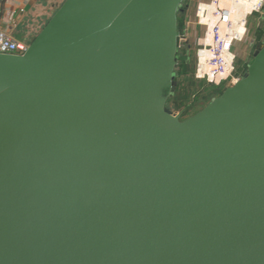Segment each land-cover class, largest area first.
Segmentation results:
<instances>
[{"label": "water", "instance_id": "obj_1", "mask_svg": "<svg viewBox=\"0 0 264 264\" xmlns=\"http://www.w3.org/2000/svg\"><path fill=\"white\" fill-rule=\"evenodd\" d=\"M182 1L64 0L0 54V264H264V43L180 119Z\"/></svg>", "mask_w": 264, "mask_h": 264}, {"label": "built area", "instance_id": "obj_2", "mask_svg": "<svg viewBox=\"0 0 264 264\" xmlns=\"http://www.w3.org/2000/svg\"><path fill=\"white\" fill-rule=\"evenodd\" d=\"M263 4L264 0H258L244 17H236L239 0L196 2L192 20L184 22L185 26L179 34V45L182 47L191 38L189 28L194 27L192 77L195 81L222 89L232 86L243 76L247 64L239 63L237 45L246 38L247 17L261 12ZM27 47V42L13 38L0 28V54L22 55ZM171 111L179 118L183 115L177 109L172 108Z\"/></svg>", "mask_w": 264, "mask_h": 264}, {"label": "crops", "instance_id": "obj_3", "mask_svg": "<svg viewBox=\"0 0 264 264\" xmlns=\"http://www.w3.org/2000/svg\"><path fill=\"white\" fill-rule=\"evenodd\" d=\"M57 3V0H0V28L13 38L30 43L57 10ZM192 18L184 22L191 21ZM189 34L192 38L193 26L189 28ZM260 40L264 43L262 37Z\"/></svg>", "mask_w": 264, "mask_h": 264}, {"label": "rangeland", "instance_id": "obj_4", "mask_svg": "<svg viewBox=\"0 0 264 264\" xmlns=\"http://www.w3.org/2000/svg\"><path fill=\"white\" fill-rule=\"evenodd\" d=\"M58 1V6H60L62 4V2L64 0H57ZM198 0H184L183 3H181L180 5V10L178 11V16L182 15V11L181 9L185 8V3L188 2V12L187 15L182 16V26L181 29H183V24L184 21L186 19L192 18L193 12H194V8H195V4ZM247 35L245 40L237 45V49L238 53H239V57L242 56V58L247 57L248 54H250L251 52V45L249 44L250 41L252 42V46L257 42L260 41L261 42V37H262V41H264V4H263V8L261 10V12H257V13H253L251 15H249L247 17ZM198 34H200V31L198 32ZM254 41V44H253ZM29 44V43H28ZM235 49V47H234ZM180 50V49H179ZM194 56V54H193ZM252 62V58L249 60V64ZM240 63V61H239ZM193 66H192V71L194 69V57H193ZM249 64L247 65V67L249 66ZM174 73H175V80L177 81V85L175 90L177 91L178 95H180V101H184L185 105H188L189 103H191L193 101V95L194 92L196 90L199 89H205V90H211L210 86H207L204 83H199L194 81V79L192 78V75H184L179 71V67H175L174 69ZM190 82H195V85L197 88H194V90L191 89L190 87ZM225 88H222L221 90L223 91ZM173 100V99H171ZM175 100H178L177 98ZM179 101V100H178ZM206 100H202V99H198L197 102H195L194 107L189 110L186 111V115L182 116L180 119H184L185 117H188L193 110L197 111L201 108H203L205 106ZM168 104H171V101L168 102Z\"/></svg>", "mask_w": 264, "mask_h": 264}, {"label": "trees", "instance_id": "obj_5", "mask_svg": "<svg viewBox=\"0 0 264 264\" xmlns=\"http://www.w3.org/2000/svg\"><path fill=\"white\" fill-rule=\"evenodd\" d=\"M183 3V2H182ZM179 10H180V7H179ZM178 10V11H179ZM181 11H182V9H181ZM178 13V12H177ZM181 26H182V15L181 16H178V14H177V27H178V29H180L181 28ZM182 30V29H181ZM174 75H175V73H174ZM193 78V77H192ZM195 81V80H194ZM196 82H198V81H196ZM199 83H204L205 84V82H199ZM190 87H191V89L192 90H194V88H197L196 87V85H195V82L193 83V82H190ZM207 86H209V85H207ZM211 87H213V86H210V88ZM221 92H222V90H220V91H218V92H215V90H213V89H211V90H205V89H199V90H196L195 92H194V97H193V101L191 102V103H189L188 105H185L184 104V101H180V95H178V93H177V91L175 90L172 94H170V96H169V98L167 99V102H166V107L167 108H169V109H172V108H174V109H177V110H179V111H181L182 112V116H184V115H186V111H189V110H191L193 107H194V105H195V102H197V100L200 98V99H202V100H206V103H205V105L206 104H208L214 97H216V96H218L219 94H221ZM178 99V100H175V99ZM171 99H173V100H171ZM169 101H171V104L169 105L168 104V102ZM202 109V108H201ZM201 109H199V110H201ZM199 110H197V111H199ZM196 110L194 111H192L190 114H188L189 116L190 115H193L194 113H196L197 112Z\"/></svg>", "mask_w": 264, "mask_h": 264}, {"label": "flooded vegetation", "instance_id": "obj_6", "mask_svg": "<svg viewBox=\"0 0 264 264\" xmlns=\"http://www.w3.org/2000/svg\"><path fill=\"white\" fill-rule=\"evenodd\" d=\"M184 2V0L182 1ZM188 10V2L185 3V8L182 9V16L187 15L186 12ZM178 29V27H177ZM179 33L181 31V28L178 29ZM262 43V42H261ZM261 43L256 42L253 46L252 44L251 47V53L247 55V57L242 58L239 57V61L249 64V60L252 58L253 52L260 46ZM187 46L186 49H178L176 53V65L175 67H179V71L184 74V75H192V66H193V54H194V42L193 38H189L185 44ZM211 89L215 90V92H218L221 90V88H216V87H211Z\"/></svg>", "mask_w": 264, "mask_h": 264}, {"label": "bare ground", "instance_id": "obj_7", "mask_svg": "<svg viewBox=\"0 0 264 264\" xmlns=\"http://www.w3.org/2000/svg\"><path fill=\"white\" fill-rule=\"evenodd\" d=\"M258 3V0H239L236 17H244Z\"/></svg>", "mask_w": 264, "mask_h": 264}]
</instances>
